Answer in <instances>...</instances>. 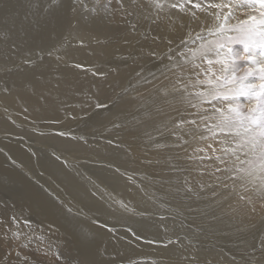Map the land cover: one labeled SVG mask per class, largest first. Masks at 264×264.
Returning <instances> with one entry per match:
<instances>
[{
	"label": "bare ground",
	"instance_id": "1",
	"mask_svg": "<svg viewBox=\"0 0 264 264\" xmlns=\"http://www.w3.org/2000/svg\"><path fill=\"white\" fill-rule=\"evenodd\" d=\"M262 10L246 0L1 4L0 264H264V201L234 182L251 153L216 126L238 109L221 81L236 72L237 44H260L249 24ZM247 68L237 81L258 86ZM183 95L192 103L172 99ZM97 122L119 147L88 132ZM163 137L183 152L173 168L151 163L167 153Z\"/></svg>",
	"mask_w": 264,
	"mask_h": 264
},
{
	"label": "snow or ice",
	"instance_id": "2",
	"mask_svg": "<svg viewBox=\"0 0 264 264\" xmlns=\"http://www.w3.org/2000/svg\"><path fill=\"white\" fill-rule=\"evenodd\" d=\"M118 2H122V0H118ZM130 2L131 7L136 8L139 6L140 0H130ZM246 2L252 5L258 4L261 6V9H264V0H246ZM52 3L56 4L58 3V0H52ZM155 7L159 8L160 5L156 4ZM128 14L131 15L132 12L129 11ZM217 19H219V17H217ZM227 20L228 17H225L224 22L218 25L219 31H223L225 24H227ZM243 24H249V22L244 21ZM242 30H244L243 26H238L234 29V31ZM249 30L252 33L260 35L261 42L259 44V47L261 49H264V10L261 11L260 18L258 21L255 17H250ZM242 43L244 44L245 52H249L251 48L257 46L256 43L251 39L242 41ZM220 47H223V45H220ZM261 56H264V51H261ZM260 63L264 64V61H261ZM254 75L255 74L253 72H249L246 74V76ZM245 78L246 77H241L239 78V81H237V77L235 76V73L233 71V75L230 77H225L224 82L226 84L236 85V87L231 91H234L235 95L237 96L259 97L264 95V67L260 69L259 79L261 83L258 86L251 82L245 83ZM219 79L220 77H217V80ZM178 91L179 89L173 87L172 92ZM161 93L162 95L168 96L169 90L162 89ZM224 98L228 99L227 96H225ZM172 99L174 102L178 100L179 102L187 104L192 103V101L188 98L187 95L173 97ZM229 113H235V116L233 117L232 115H225L224 113H221L220 116L216 118V126L220 127L222 130L230 131L234 137H239L240 139L237 142V147L241 149L247 148L248 152L252 153L253 157L255 158L249 160L248 169H238V173L243 172V175H238L236 178H234V182L236 179H239L241 181L240 186L245 187V191H253L254 195H256L258 200L264 201V105H261V107L259 108V117L255 115H249L247 117H244L242 116V113L239 112L236 108H230ZM245 121H247V123H245ZM176 127H179V125H177ZM240 129H243V131L241 132ZM224 151L229 152L233 150L224 149ZM257 161H259V164H257ZM257 173H260L261 175L258 176ZM256 179H260V185L254 187V189H248L246 183L244 182L246 181L247 183H252ZM239 199H247L249 203H252L251 196L246 198L244 195H239ZM252 210L255 211V208L253 207ZM69 211L71 212V209H69ZM93 223H96V221H93ZM24 259L27 258L25 257Z\"/></svg>",
	"mask_w": 264,
	"mask_h": 264
},
{
	"label": "rangeland",
	"instance_id": "3",
	"mask_svg": "<svg viewBox=\"0 0 264 264\" xmlns=\"http://www.w3.org/2000/svg\"><path fill=\"white\" fill-rule=\"evenodd\" d=\"M5 1H7V0H1L0 1V5L3 4ZM2 22H1V24L2 25H5L6 23L9 22V20L3 19ZM255 43H259V41L258 42L256 41ZM256 45H257L256 47L251 48L254 52H260L261 53V51H264V49H261L258 44H256ZM232 56L234 57L235 61H238V64L236 65L237 66L236 67V72H234L235 75L237 73H241L242 70H245V68H247L249 66L248 64L251 63V62L253 63V66L254 67H257V68H255V69H252L253 67L251 69H248L247 68L248 70L246 69L247 71L245 72V74H247L249 72H252L253 70H259V72H260L261 67H259V65L257 66V60H256V58L253 55H251L250 51L249 52H245L244 51V46L242 44H240V45L237 44V46L234 47V49L232 51ZM258 74L259 73H257V75ZM148 78L149 77H147V79ZM259 80L260 79H258L257 82H259ZM260 83H261V81L259 82V84ZM221 86L223 88V93L225 94L224 96L230 95L231 98L238 99V105L239 106H238V109L237 110L242 113V116L247 117L249 115H255V116L259 117V115H260L259 108L261 107V105H264V95L259 96V97L237 96V95H235L234 91H231L235 87L230 86V84H226L224 81H221ZM156 90L158 91L159 90V87H157ZM217 94H219V93H216L215 95H217ZM119 98H120V95L117 96V98L115 100L116 102H114L113 104H116L117 103V100H119ZM131 99H134V98H131ZM245 100H247V101L251 100V106H244V107H242L246 103ZM129 104H130V102H129ZM136 106L139 109L142 107L140 104L135 103L132 106V109L135 108ZM211 111H213V110L211 109ZM126 112H128V111H126ZM172 117H174V116H172ZM214 117L215 116L212 117V116L209 115V119L208 120H209V124H210V129H213ZM179 120L177 119V125H182V122L179 121ZM98 123L100 125V122H97L96 129H93L92 126H90V129H89L88 132L91 133L95 137L96 140H100L101 139V136H103V138L105 136H111V137L114 138L115 147H119L117 144H119V143L122 142L121 136L119 134L112 135L108 131H106V129H103L102 132H99ZM245 123H247V121H245ZM133 125L131 127L132 128V133L137 134L138 131L135 128H133ZM171 126H176L175 121H172L171 122L170 127ZM181 127H183V125ZM149 129H151V127L144 126V128H143L141 126L140 129H139V131L144 130V131H147L148 132ZM144 131H142L140 133H143ZM95 132L98 133L97 138L95 136ZM163 132H168V131L167 130H164ZM140 133H138V134H140ZM175 135L176 136H182V133H175ZM155 137L156 136H154V138L151 139V140H148L147 139L148 141H144V139L142 138L143 141L130 142V145L132 144V146H135L136 144H143V143L148 144V143H151V142L156 141L159 137L162 138V135L161 136L159 135V137H157V138H155ZM163 138L167 140V153H166V155H162L159 160H154L151 163L155 164L156 162L160 161V165L173 168L172 163H175V162L179 161V159L182 158L181 153H183V152L180 151V149L177 148L172 142H170L167 137H163ZM160 142H161V140L158 143H156L154 146L156 147ZM120 151L121 150H119V152ZM250 155H252V153ZM250 155L248 157V160L255 159L253 157V155L252 156H250ZM136 156H137L136 152H133L132 153V150H131V158L133 160V163L135 162ZM168 159H171V161H168ZM257 164H259V161H257ZM247 165L249 167V163H247ZM180 175H181L180 173L179 174H174L173 173V174L170 175V179H175L176 177H180ZM161 181L162 180H159V182H161ZM212 191H215V190L213 189ZM197 195H199V196L202 195L203 196V194H201V193H199ZM202 199L210 200L211 198L208 197V196H204V197H202ZM222 218L225 219L223 215H222Z\"/></svg>",
	"mask_w": 264,
	"mask_h": 264
}]
</instances>
